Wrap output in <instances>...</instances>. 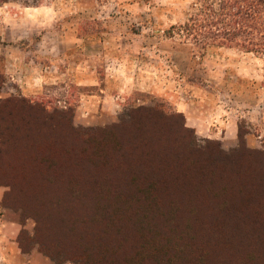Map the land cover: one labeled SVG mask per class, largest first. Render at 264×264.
<instances>
[{
  "label": "rangeland",
  "instance_id": "374dc122",
  "mask_svg": "<svg viewBox=\"0 0 264 264\" xmlns=\"http://www.w3.org/2000/svg\"><path fill=\"white\" fill-rule=\"evenodd\" d=\"M195 1L0 0V98L23 97L65 112L71 130L80 134H67L69 169H52L56 175L46 176L64 163L56 158L29 162L14 145L2 149L0 264H88L85 255L103 249L84 237L100 229L91 223L95 210L78 201L82 194L69 193L89 176H102L87 162L158 166L166 162L163 156L175 160L176 153L215 145L231 155L240 151V132L246 149L264 152V58L238 48H196L176 29L171 37L170 28L195 12ZM45 48L49 55H40ZM44 56L53 60L44 61L42 70L52 76L48 83L39 78ZM35 84L44 89L33 91ZM90 95L99 103L82 104ZM149 110L160 115L151 117ZM133 113L145 117L138 129ZM89 136L94 139L88 143ZM36 165L48 168L37 175L25 171ZM159 173L153 175L165 177ZM137 239L129 234L117 240L116 256L135 262ZM139 245L144 264H185L176 251L167 256L157 248L152 255L150 240Z\"/></svg>",
  "mask_w": 264,
  "mask_h": 264
},
{
  "label": "trees",
  "instance_id": "16d2710c",
  "mask_svg": "<svg viewBox=\"0 0 264 264\" xmlns=\"http://www.w3.org/2000/svg\"><path fill=\"white\" fill-rule=\"evenodd\" d=\"M194 10L186 23L170 28L171 37L176 29L178 35L194 40L196 48H238L264 58V0H196ZM2 85L0 75V89ZM158 114L149 110L151 117ZM65 115L23 97L0 98V159L2 149L14 145L25 151L29 162H53L56 158L64 163L51 170L58 174L69 169L71 149L65 138L80 134L71 130ZM142 118L131 115L137 129ZM92 138L84 141L89 143ZM239 147L240 151L231 155L218 145L209 150L188 148L184 154L176 153L175 160L174 155L161 157L166 162H158V166L154 162H87L99 168L102 176L94 180L89 176L69 193L74 198L85 196L78 201L92 206L91 223L100 226L97 233L84 235L103 247L91 253L93 257L85 255L88 264H144L141 256L145 248L139 244L149 240L152 255L157 248L167 256L176 251L185 264H211V259L215 264H264V152L246 149L241 132ZM88 155H92L89 150ZM37 166L35 170L25 166V171L37 175L48 168ZM3 170L0 161V179ZM54 170L46 176L56 175ZM155 170L165 177H155L159 173ZM136 171L147 177L135 176ZM6 179L15 186L13 180ZM129 234L141 239H137L138 258L133 263L116 256L115 249V243L126 241ZM146 235L149 240L144 239Z\"/></svg>",
  "mask_w": 264,
  "mask_h": 264
},
{
  "label": "crops",
  "instance_id": "0c3cea01",
  "mask_svg": "<svg viewBox=\"0 0 264 264\" xmlns=\"http://www.w3.org/2000/svg\"><path fill=\"white\" fill-rule=\"evenodd\" d=\"M45 46H41V48L43 49ZM39 53H40V55H49V50H47V48H45V50H40L39 51ZM47 56H44L42 59V61L44 62V61H48V62H50V63H53V60L52 59H50L49 57H47ZM38 64H42L40 61H39V63ZM43 64H45V65H43ZM42 65V69H41V75H40V77L39 78H41V83H48L50 80H51V74H47L48 73V71H45V73H43L42 72V70L44 69V67L46 66V65H48V64H46V62H44ZM46 68V67H45ZM47 68H49V67H47ZM47 70V69H46ZM50 73V72H49ZM62 75H65V73H62ZM88 77H90V76H88ZM66 82V80H64V83ZM66 84V83H65ZM36 86H31L30 85V87H33L34 88V90L33 91H35V92H38L37 90H35L36 88L35 87H37V88H40L41 90H43L44 88V86L42 85V84H35ZM34 92V93H35ZM105 95V94H104ZM94 97L95 98H97L96 96H92V95H90V96H88V97H85V98H87V102H85V101H82L81 103L83 104V103H90V104H92V105H95L96 103L98 104L99 102L98 101H96V100H94ZM101 101L102 100H100V103H101ZM100 108V107H99Z\"/></svg>",
  "mask_w": 264,
  "mask_h": 264
}]
</instances>
